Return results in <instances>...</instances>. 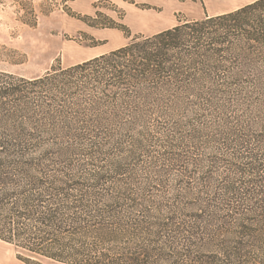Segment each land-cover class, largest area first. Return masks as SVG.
I'll return each mask as SVG.
<instances>
[{"label":"trees","instance_id":"trees-1","mask_svg":"<svg viewBox=\"0 0 264 264\" xmlns=\"http://www.w3.org/2000/svg\"><path fill=\"white\" fill-rule=\"evenodd\" d=\"M0 241L25 264H264V0L0 68Z\"/></svg>","mask_w":264,"mask_h":264},{"label":"rangeland","instance_id":"rangeland-1","mask_svg":"<svg viewBox=\"0 0 264 264\" xmlns=\"http://www.w3.org/2000/svg\"><path fill=\"white\" fill-rule=\"evenodd\" d=\"M133 0H122L115 4L111 1L100 4L95 2L87 13L81 6L82 0H0V68L36 77L45 74L59 62L62 66H71L82 62L87 57H94L125 46L136 35L150 36L166 27H129L133 33L128 38L118 29L76 27L82 21L69 15L95 16L99 10L104 15L121 21ZM173 5V0L168 1ZM221 0H175L177 20L201 19L205 13L221 12ZM240 4L243 1L233 0ZM145 4L135 7L149 10ZM147 6V5H146ZM151 7V6H150ZM151 9V8H150ZM156 10H160L155 8ZM104 23V17L100 18ZM150 20L147 16L139 17L138 22ZM124 23V20L121 21ZM84 23V22H82ZM125 24V23H124ZM100 31H97V30ZM104 30V32H101ZM20 250L15 246L0 241V264H25L18 258ZM23 255H26L22 252Z\"/></svg>","mask_w":264,"mask_h":264},{"label":"crops","instance_id":"crops-1","mask_svg":"<svg viewBox=\"0 0 264 264\" xmlns=\"http://www.w3.org/2000/svg\"><path fill=\"white\" fill-rule=\"evenodd\" d=\"M82 1L84 2V6L83 7L81 6V8H83L87 13H89L90 12L89 10L91 9V7H93L92 5L95 2H98L100 0H82ZM108 1H111L115 4H118L122 0H108ZM168 1L169 0H133L134 3H131L130 6H134V8L130 7L126 11L124 23L128 27H138V26H140V27H142V26L143 27H166L164 30H167V29H170L172 27L177 26V25H179V21L177 20V18L175 16V12H176L175 0H173V5H171ZM210 1H213V0H210ZM221 1H223L221 6H220L221 12L218 14H214V15L224 14L227 12L237 10V9H239V8H241L247 4H250L256 0H241L243 2L240 4L239 3L236 4V3L232 2L233 0H221ZM75 2H77V0H75ZM138 4H145V5L151 6L152 8L149 10H141V9L135 7L136 5L138 6ZM155 8L160 9V10H156ZM205 15H206V13H205ZM210 15H212V14H210ZM143 16H147L148 18H150V20H146L144 22L143 21L138 22L137 21L138 18L143 17ZM76 27H89V26L87 24L81 22ZM164 30L155 32L152 35L157 34L159 32H162ZM97 31H100V30H97ZM101 32H104V30H101ZM98 56H100V55H98ZM95 57H97V55L96 56L94 55V57L93 56L87 57L83 61H86V60H89V59H92ZM12 264H13V262H12Z\"/></svg>","mask_w":264,"mask_h":264}]
</instances>
